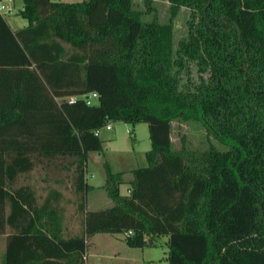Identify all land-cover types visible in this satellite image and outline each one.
I'll list each match as a JSON object with an SVG mask.
<instances>
[{
  "label": "trees",
  "instance_id": "16d2710c",
  "mask_svg": "<svg viewBox=\"0 0 264 264\" xmlns=\"http://www.w3.org/2000/svg\"><path fill=\"white\" fill-rule=\"evenodd\" d=\"M179 1L200 12L214 39L213 70H234L264 115V0ZM18 12L28 21L18 29L0 12L1 264H84L86 239L95 232H125L130 246L165 234L169 264H264L252 140L209 119L205 94L178 104L172 89L182 59L170 28L143 21L134 0H23ZM91 90L97 101L87 103L81 95ZM176 117L200 122L226 148L174 150ZM111 119L146 121L151 148L146 164L133 168L128 194H120L122 175L105 161L114 203L86 210L87 153L102 148L95 129ZM256 148L264 171V132ZM67 156L84 215L82 232L71 236L54 202L59 191L38 204L22 180L37 162Z\"/></svg>",
  "mask_w": 264,
  "mask_h": 264
},
{
  "label": "rangeland",
  "instance_id": "374dc122",
  "mask_svg": "<svg viewBox=\"0 0 264 264\" xmlns=\"http://www.w3.org/2000/svg\"><path fill=\"white\" fill-rule=\"evenodd\" d=\"M12 5L13 13H4V17L13 25L25 21V18L18 12L22 3L17 2ZM134 7L141 11L143 21H156L167 25L170 28L173 49H180L181 51L182 65L178 74L179 82L172 89L178 104H183L185 100H193L200 94H205L206 98L201 105L209 119L217 121L222 130L235 137L243 135L251 138L255 148V167L252 181L260 193V197L255 200L256 212L258 217L264 220V171L262 165L258 163L256 148L259 138L264 132V115L260 111L257 99L248 95L241 87V80L234 70L229 68L220 75L213 70V62L217 61L219 55L213 46L214 39L208 35L201 14L197 9L179 0H134ZM212 51L214 57H211ZM65 98L66 96L57 99L61 101ZM96 101L95 98L94 102ZM109 122L111 123L110 128L103 125L99 131L102 148L87 153L85 175L90 183L97 185L86 190L85 209H101L114 203L113 198L109 195L108 187L105 186V161L111 171L121 173L122 191L125 192L128 184L127 177L132 176L133 168L146 164L145 153L151 148L146 121H138L132 124L121 119H111ZM171 139L172 147L176 151L193 150L198 153L205 149L209 143H213L220 149L226 148V145L217 141L200 122L192 119L184 120L181 117L172 120ZM71 160L72 157L67 156L62 157L59 162L57 160L50 164L37 162L27 177L22 179L26 182H33L41 196L45 191L47 182L51 188H56L62 192L63 196L62 199H59V203L63 206L62 221L65 230H67V235L73 231L69 228L71 223L75 221L74 226L76 225L75 231L77 232L80 221L84 218L82 212H77L79 196L71 183L73 178ZM43 178L45 180L42 182L41 179ZM121 233L125 235V232H118L117 234ZM97 237L95 241L104 247L106 253L110 250V243H114L112 245L121 251V254L129 258L139 256L141 249L152 251V249L164 246L161 241L160 244L153 247L138 248L127 244V247L124 248L123 244H120V241L121 243L124 241L121 238L104 233L98 234ZM115 239L118 240L115 241ZM149 241H152L151 237ZM116 245H120V249ZM4 247V236L0 234V264ZM91 251L93 250L89 247L87 250L88 256H91L89 259L100 261L99 256H92ZM102 261L105 264L110 263V258L105 257Z\"/></svg>",
  "mask_w": 264,
  "mask_h": 264
},
{
  "label": "crops",
  "instance_id": "0c3cea01",
  "mask_svg": "<svg viewBox=\"0 0 264 264\" xmlns=\"http://www.w3.org/2000/svg\"><path fill=\"white\" fill-rule=\"evenodd\" d=\"M65 1H70V0H65ZM0 2L4 3L6 6H11V11H6L5 9H1V13L3 14L4 16V13H13V5L12 4H16L17 2H21L22 5H21V8L23 7V0H0ZM19 8V9H21ZM24 18V17H23ZM7 20V19H6ZM27 19L25 18V21H22V22H18V24H15L13 25L9 20L8 23L10 24V26L13 28V29H18L24 25L27 24ZM99 135V133H98ZM101 140V139H100ZM102 142V140H101ZM102 144V143H101ZM91 151V150H89ZM88 151V152H89ZM90 176H93L92 174H90ZM87 178V176H86ZM105 178H106V174H105ZM127 181H128V184H129V181L132 179V176L130 177H127ZM45 180V178L41 179V181L43 182ZM87 183L89 184V188H92L94 187L95 185H97L96 183H90L88 181V178L86 179ZM29 182V181H28ZM31 185H32V188L34 189L35 191V196H36V200H37V203L40 204L46 193L48 191H51V189H56V188H51L49 186V183L47 182L46 185H45V191L43 193V195L41 196L40 193H38V189L35 187V184L33 182H29ZM44 184V183H42ZM126 185V189H125V192L122 191V182L119 184V192L120 194H128L129 193V185ZM44 186V185H43ZM58 190V189H56ZM59 191V190H58ZM61 191H59V193L57 194V198L54 199V202L60 207V209L62 210L63 212V209H62V204H60L59 202V199H62V192L60 194ZM87 210V209H86ZM78 212V211H77ZM76 212V213H77ZM64 214V212H63ZM81 222L80 221V225H79V230L76 232L75 230L77 229L76 225L74 226V223L75 221H73L70 225V229H73L72 232H70L68 235H67V230H65L64 228V223H63V233L65 236H71V235H77V234H80L82 231V225H81ZM75 231V232H74ZM100 233H104V234H108L110 236H116L117 238H121V240L123 239V243H121L120 241V244H123L124 248L127 247V243L124 239V235L123 233L121 234H117L118 232H95L93 233L92 235H90L87 239H86V242H87V245H86V252H85V255H84V264H105L102 260L103 258L105 257H108L110 258V263H106V264H169L168 263V260H167V255H168V243H167V240H168V236L165 235V234H162V235H154V236H150L151 237V240L152 241H149V236L146 237L147 239V242L145 245L143 246H131V247H138V248H147L148 246H157V244H160V242L162 241L164 243V246L162 245L161 248H158V249H152L151 250H147V249H141V254L137 257H134V258H129L127 256H125L124 254H121V251H119L117 248L114 247V243H110V250L108 253L105 252L104 250V247L101 246V245H98L97 242L95 240H97L96 238H98V234ZM2 234V233H1ZM4 236V244H5V234H2ZM114 239V238H112ZM118 240V239H115V241ZM130 246V245H128ZM167 246V247H166ZM91 247L93 251H91L90 253L92 254V256L94 255L95 257L96 256H99L100 258V261L98 259H89V257L91 256H88L89 252H87L88 248ZM116 247H118L120 249V245H116ZM122 250H124L122 248ZM112 259V260H111Z\"/></svg>",
  "mask_w": 264,
  "mask_h": 264
},
{
  "label": "built area",
  "instance_id": "2783aa9c",
  "mask_svg": "<svg viewBox=\"0 0 264 264\" xmlns=\"http://www.w3.org/2000/svg\"><path fill=\"white\" fill-rule=\"evenodd\" d=\"M1 9H5L6 11H11V6H6L3 2L2 3L0 2V11H1ZM76 97H77V95H69L67 98L69 100H74ZM81 97H83L87 103H93L94 99L98 97V93L95 90H91V91H87V92L83 93L81 95ZM104 125L106 126V128L111 127L110 122H107ZM101 127H103V126H101ZM101 127L96 128L95 133L98 134ZM126 233H131V230H128Z\"/></svg>",
  "mask_w": 264,
  "mask_h": 264
}]
</instances>
